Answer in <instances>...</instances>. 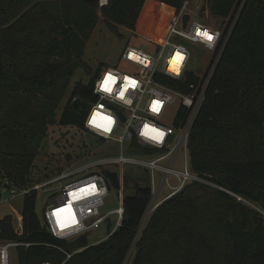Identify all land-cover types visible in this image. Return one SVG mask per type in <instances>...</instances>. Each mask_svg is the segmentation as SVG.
<instances>
[{
	"label": "trees",
	"instance_id": "trees-1",
	"mask_svg": "<svg viewBox=\"0 0 264 264\" xmlns=\"http://www.w3.org/2000/svg\"><path fill=\"white\" fill-rule=\"evenodd\" d=\"M184 1L0 0V189L31 184L47 126L78 68L90 79L75 82L59 123L87 131L84 120L96 99L92 86L100 68L92 71L83 56L99 16L117 35L123 25L161 40ZM241 2L235 21L222 30L226 42L190 129L188 157L193 171L264 205V0H213L210 8L232 18ZM193 79L190 72L183 82H164L187 92L185 82ZM102 171L117 188V173ZM139 178L144 183L126 180L134 194L124 196L122 218L112 230L105 218L107 236L98 243L90 244L87 233L54 237L35 212L36 190L23 196L22 235L7 213L0 218V239L29 243L15 248L18 264H122L132 242L130 264H264L262 215L196 182L163 201L136 238L150 194L146 173ZM219 235L226 239L221 257L215 250Z\"/></svg>",
	"mask_w": 264,
	"mask_h": 264
},
{
	"label": "built area",
	"instance_id": "built-area-1",
	"mask_svg": "<svg viewBox=\"0 0 264 264\" xmlns=\"http://www.w3.org/2000/svg\"><path fill=\"white\" fill-rule=\"evenodd\" d=\"M100 5L106 4L99 0ZM188 1L185 0L180 11L161 40L147 38L149 47L142 49L126 45L120 59L126 66H105L100 68L93 81L92 90L96 97L87 111L84 128L106 141L119 144V154L104 157L99 161L83 164L75 168L61 170L58 175L42 183L16 187L1 186L3 195L24 196L31 190L37 192L42 187L63 180L60 193L53 194V205L43 209L41 223L57 238L71 239L99 228L108 216L101 211L108 188V178L100 172L91 171L79 177L80 172L93 166L115 171L118 177L119 206L113 211L117 215V226L123 215V199L129 192L123 172L125 163L137 167V171L146 173L150 190L149 199L141 215L136 238L147 223L152 212L167 198L181 191L190 183L212 186L223 190L239 201L249 203L264 219V205H259L236 195L211 179L192 170L190 162L181 164V152L188 156V137L195 117L205 98L207 86L223 51L226 38L222 30L188 20L183 26L182 15ZM200 33L211 35L208 40ZM201 46L210 51L213 66L205 74L189 69L193 58V47ZM176 57L174 66L171 60ZM192 72L194 79L185 82L188 89L182 92L169 86L164 80L185 81ZM111 74L115 83L107 81ZM135 82L134 84L132 82ZM106 86L111 91H105ZM98 117H104L101 120ZM168 119V123L165 122ZM147 133V134H146ZM140 183H144L141 179ZM52 188V186H50ZM84 192L80 195V193ZM79 196L77 197V195ZM3 195L1 198H3ZM61 207L66 209V219L60 222L55 212ZM14 223L17 236L23 233V219L18 216ZM105 239V238H104ZM29 243L19 239H0V264H12L11 250ZM134 242L122 264H127L132 255ZM68 257L70 254H68Z\"/></svg>",
	"mask_w": 264,
	"mask_h": 264
},
{
	"label": "rangeland",
	"instance_id": "rangeland-1",
	"mask_svg": "<svg viewBox=\"0 0 264 264\" xmlns=\"http://www.w3.org/2000/svg\"><path fill=\"white\" fill-rule=\"evenodd\" d=\"M188 4L184 8L185 13H189L192 19L207 25L209 27L223 30L227 24H232L237 18V13L241 8L243 2L236 7V13L231 18L222 17L213 13L210 6L213 0H187ZM99 13V12H98ZM232 20V21H231ZM229 24V25H231ZM118 30L121 35L113 33L104 23L102 16L98 18V22L91 34L90 39L86 43L84 49V60L90 65L92 71H95L102 66H126V62L120 59L121 53L126 45H132L139 48H148L149 41L146 37L133 33L129 28L118 25ZM210 51L203 49L201 46L193 47V58L189 61L188 67L190 70L198 74H205L213 63H209L211 58ZM91 75L86 74L81 68H78L65 93L64 99L59 104L56 110L55 121L47 126V135L42 142L39 152L34 159L31 169V183H42L48 178L55 177L61 170L68 168H75L87 163L99 161L104 157L119 154V144L114 141H99L89 132L80 130L70 125L59 123V116L61 107H63L67 96L69 95L73 85L77 81L88 82ZM168 123V119H165ZM181 164L184 161L189 162V157L181 152ZM103 166H93L89 169L80 172L75 177L82 176L88 172H100ZM123 172L131 185L135 180L140 181L143 173L137 171V167L132 164L125 163ZM64 181H57L51 185L42 187L37 192L35 212L40 219L43 220V209L53 205L52 195L60 193ZM52 186V188H50ZM117 188L110 187L104 197V205L101 211L108 214L110 222L112 223L110 229L112 230L117 223V215L113 213L119 206ZM23 197H10L3 195L0 198V218L9 213L16 218L21 216ZM247 204V203H246ZM249 206H251L248 203ZM107 223L102 224L99 228L87 232L86 237L90 244H95L102 241L107 236ZM216 254L217 257L222 256V251L226 239L219 235L216 239ZM12 264H18L15 250H11ZM130 257L127 264H130ZM220 262V260H219ZM48 264V263H42Z\"/></svg>",
	"mask_w": 264,
	"mask_h": 264
},
{
	"label": "bare ground",
	"instance_id": "bare-ground-1",
	"mask_svg": "<svg viewBox=\"0 0 264 264\" xmlns=\"http://www.w3.org/2000/svg\"><path fill=\"white\" fill-rule=\"evenodd\" d=\"M175 60H176V57L174 58V59H172L171 60V65H170V68L171 69H173V70H175V71H178L179 70V68H178V66H174L173 64L175 63ZM84 192H82V193H80V195L81 194H83ZM79 196V194L77 195V197ZM68 207H61V208H59V209H57L56 210V212H55V215H56V217L59 219V221L60 222H63V220L64 219H66V214H65V212H66V209H67ZM65 211V212H64Z\"/></svg>",
	"mask_w": 264,
	"mask_h": 264
},
{
	"label": "water",
	"instance_id": "water-1",
	"mask_svg": "<svg viewBox=\"0 0 264 264\" xmlns=\"http://www.w3.org/2000/svg\"><path fill=\"white\" fill-rule=\"evenodd\" d=\"M189 19H190V14L189 13H184L182 15V23H183V26H186V24H187V22H188ZM102 68H105V66H102ZM106 184H107L108 188H110L109 183L106 182ZM133 194H134V190H129V192H128L127 195H130L131 196Z\"/></svg>",
	"mask_w": 264,
	"mask_h": 264
},
{
	"label": "snow or ice",
	"instance_id": "snow-or-ice-1",
	"mask_svg": "<svg viewBox=\"0 0 264 264\" xmlns=\"http://www.w3.org/2000/svg\"><path fill=\"white\" fill-rule=\"evenodd\" d=\"M200 34L204 35L208 40H211V39H212L211 35H209V34H207V33H200ZM108 80H111L113 83H115V78L112 77L111 74H109V76L106 77V84H107V81H108ZM132 83L134 84L135 82L133 81ZM104 90H105V91H111V87H110V86H106V87L104 88ZM146 134H147V133H146Z\"/></svg>",
	"mask_w": 264,
	"mask_h": 264
},
{
	"label": "clouds",
	"instance_id": "clouds-1",
	"mask_svg": "<svg viewBox=\"0 0 264 264\" xmlns=\"http://www.w3.org/2000/svg\"><path fill=\"white\" fill-rule=\"evenodd\" d=\"M106 2H107V0H102V3H106ZM98 118L101 120L105 119L104 117H98Z\"/></svg>",
	"mask_w": 264,
	"mask_h": 264
},
{
	"label": "crops",
	"instance_id": "crops-1",
	"mask_svg": "<svg viewBox=\"0 0 264 264\" xmlns=\"http://www.w3.org/2000/svg\"><path fill=\"white\" fill-rule=\"evenodd\" d=\"M134 33V32H133Z\"/></svg>",
	"mask_w": 264,
	"mask_h": 264
}]
</instances>
